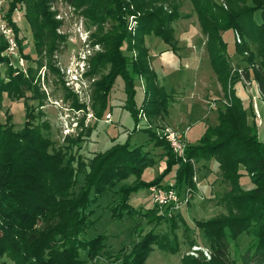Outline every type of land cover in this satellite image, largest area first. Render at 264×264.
Here are the masks:
<instances>
[{
  "label": "trees",
  "instance_id": "trees-1",
  "mask_svg": "<svg viewBox=\"0 0 264 264\" xmlns=\"http://www.w3.org/2000/svg\"><path fill=\"white\" fill-rule=\"evenodd\" d=\"M59 1L81 11L92 26H97L93 38L102 53L88 60L92 73L102 72L92 106L95 117L101 116L103 102L118 75L124 80L127 102L133 100L134 78L142 77L146 85L143 101L155 105L146 113L151 116L164 112L144 38L155 36L164 42L159 55L175 51L172 23L182 18L178 8L147 9V5L153 6L149 0H11L9 16L14 7L23 8L39 57L44 51L51 53L61 40L56 32L61 23L54 18ZM189 2L205 39L210 67L223 92L224 103L217 107V125L207 127L195 144L185 148L184 159L177 158L163 135L156 136L149 127L146 130L150 139L146 143L116 144L83 157L73 149L81 139L67 135L61 144L65 146L55 145L49 123L41 120L44 113H35V107L27 108L18 130L6 115L5 122L0 121V257L6 255L14 264H98L95 259L107 252L105 235L93 231L98 212L105 210L111 219L121 220L125 215L158 222L164 218L158 215V208L154 205L144 212L135 210L129 201L131 194L143 188H171L161 185V179L172 169L175 188L180 189L184 183L194 188L193 163L213 159L230 187L224 192L226 215L198 225L209 244L210 260L189 257L187 263L233 264L223 257L224 250L230 239L245 234L250 243L241 255L243 263L264 264V143L257 136L253 106L249 119L235 93L234 84L240 78L231 79L223 39L229 30L238 33L241 42H235L236 52L245 65H236L242 69L244 79L254 80L264 102V0H225L227 9L219 0ZM127 16L135 22L134 35L126 29ZM105 24L109 25L107 30ZM17 45L22 51L20 42ZM7 46L0 38V64L7 66L5 76L0 75V111L3 94L11 99L37 100L40 108L42 94L37 85H32L39 65L28 66L24 75L9 57L2 55ZM124 46L134 56L124 55ZM21 85L30 96L23 93ZM141 109L130 108L136 121ZM159 155H163L165 168L157 178L144 182L143 171L153 168ZM243 176L249 177L252 189L244 190L240 182ZM130 177L135 178L134 184H122ZM117 196L119 200L108 208V201ZM165 241V237L149 231L129 252L122 249L113 264H144L153 246L175 250L167 248Z\"/></svg>",
  "mask_w": 264,
  "mask_h": 264
},
{
  "label": "rangeland",
  "instance_id": "rangeland-1",
  "mask_svg": "<svg viewBox=\"0 0 264 264\" xmlns=\"http://www.w3.org/2000/svg\"><path fill=\"white\" fill-rule=\"evenodd\" d=\"M10 2L11 0H2L1 14L8 29L11 30L12 39L16 45L20 42L22 51H19V45H17L14 54H8L6 50L2 55L9 57L10 63L20 68L19 71L24 75L28 66L38 67L39 65L32 85L38 86L39 93L42 94V105L38 108L37 100L11 99L7 94H3L0 111L2 123L8 115L10 124L18 130L25 121L27 108L35 107L33 109L35 113L37 111L44 113L41 120L49 123L51 140L55 142V145L58 143L60 146H65L61 144L64 136L67 135L73 139H81L82 141L74 145L73 149H78L83 157L103 152L116 144L128 142L134 146L146 143L150 139L149 130H146L148 127L156 136L163 135L166 142L164 134L166 129L188 128L181 159H184L185 148L195 144L207 127L217 125V107L224 103L223 92L210 67L205 51V39L189 0H149L153 6L147 5V9L162 8L164 11H169L171 7L178 8L179 14L182 15V18L172 23L175 51L170 53L168 61H165L158 53L165 45L161 39L155 36L144 38V45L149 49L150 54L149 65L156 74V85L160 88L159 99L163 102L164 112L159 111L151 116L146 113L155 105H149L148 102L143 101L146 85L142 77L134 78L133 100L127 102L125 83L122 76L118 75L103 102L100 117H95L92 106L97 93L96 84L100 81L102 72L92 73L91 65L88 63L90 57L102 53L100 45L93 38L97 26H92L81 11L59 1L57 16L54 18L61 23L56 31L61 36V40L57 42L56 48L51 53L44 51L39 57L36 54L23 8L14 7L9 16ZM219 2L223 8L227 9L225 0H219ZM133 24L132 18L127 16L126 29L132 35L135 34L131 29ZM108 27L109 25L105 24L104 30ZM0 38L6 41L1 32ZM223 39L227 43L226 53L231 66V79L240 78L238 79L240 81L234 84L235 93L242 100L249 119L252 118V98L256 99L254 101L260 115L259 120L256 119L257 136L259 141L264 143V104L259 97L256 83L252 79L251 81L244 79L242 69L236 65L244 66L245 62L236 52L233 31L225 32ZM122 51L126 56H134V52L131 54L126 51V46L122 48ZM26 55L29 57L28 60ZM83 56L86 57L84 66L79 69ZM6 70L7 66L0 64L1 77L5 76ZM244 80L250 84H245ZM21 89L23 93L26 92L22 85ZM25 95L31 94L26 92ZM140 107H143V110L137 113L138 121H136L130 108ZM157 159L153 168L143 171L141 180L144 182L157 178L165 168L163 155L160 158L157 156ZM192 167L194 188L185 183L180 186V189L175 188L174 169L161 179V185L171 186L165 189L166 195L177 193L181 197L187 196L188 201L180 209H176L170 202L163 207L155 205L158 208V215H164V218L158 222L150 221L149 218L138 216L130 218L125 215L121 220L111 219L105 210L98 212L99 217L93 224V231L96 234L105 235V243L109 247L106 246L105 255H100L94 262L113 264L116 255L122 249H125L126 253L129 252L133 244L149 231L161 238L165 237L167 248L173 247L169 249L175 250H158L153 246L144 264H188L189 257L209 261L211 256L209 244L198 230V225L226 215L224 192H227L230 187L224 182L217 163L213 159L194 162ZM134 181L135 178L130 177L122 184L131 186ZM240 182L244 190L253 188L248 176H243ZM149 190V188H143L131 194L129 201L135 210L144 212L154 206ZM187 190H191L188 195L185 194ZM119 198L117 196L113 198L114 200H109L107 207L115 205ZM229 243L224 250L225 260L233 264H244L241 255L250 243V238L244 234L236 240L230 239ZM0 264H14V262L3 255L0 257Z\"/></svg>",
  "mask_w": 264,
  "mask_h": 264
},
{
  "label": "built area",
  "instance_id": "built-area-1",
  "mask_svg": "<svg viewBox=\"0 0 264 264\" xmlns=\"http://www.w3.org/2000/svg\"><path fill=\"white\" fill-rule=\"evenodd\" d=\"M1 8H2V0H0V32L6 38V42H7V45H8L7 46L8 54H14V51L16 50L17 45H16L15 41L12 39L11 30L8 29L7 25L5 24V22H4L3 18H2ZM131 18L133 20V17H131ZM234 37H235L236 42H238V43L241 42V38L239 37L238 33L235 32L234 33ZM85 59H86V57L83 56V58L80 60L79 69L83 68ZM19 61H21V60H19ZM245 84L249 85L250 82L245 81ZM254 100H256V99L253 97L252 98L253 111H254L255 118L259 120L260 115H259L256 103H255ZM211 106H213V104H211ZM187 131H188V128L182 129V130L166 129L165 132H164V134L166 136V139H167V142H168L172 152L174 153V155L177 158H180V157L183 156V145H184V141H185V137H186V132ZM149 189H150L149 193H150V196H151V198L153 200L154 205H157L159 207H161V206L163 207L167 203L170 202V203H173V205H175L176 209H180V208L183 207L182 205H184L188 201L187 196L186 197H181L177 193H174V194L172 193V194H167L166 195L165 189L160 188V187H151ZM189 192H191V190H187L185 192V194L187 193L186 195H188Z\"/></svg>",
  "mask_w": 264,
  "mask_h": 264
},
{
  "label": "crops",
  "instance_id": "crops-1",
  "mask_svg": "<svg viewBox=\"0 0 264 264\" xmlns=\"http://www.w3.org/2000/svg\"><path fill=\"white\" fill-rule=\"evenodd\" d=\"M170 53H171V52H164V53L160 54V56L163 57L164 60L166 61V60L170 57ZM167 61H168V60H167ZM262 102H263V101H262ZM262 104H264V102H263ZM244 186H245V185H244Z\"/></svg>",
  "mask_w": 264,
  "mask_h": 264
}]
</instances>
